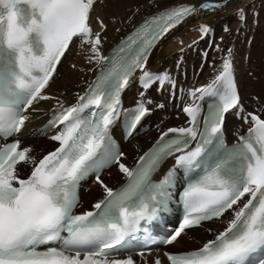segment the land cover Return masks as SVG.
<instances>
[{
  "label": "snow or ice",
  "instance_id": "1",
  "mask_svg": "<svg viewBox=\"0 0 264 264\" xmlns=\"http://www.w3.org/2000/svg\"><path fill=\"white\" fill-rule=\"evenodd\" d=\"M95 3L0 0V137L19 133L29 119L23 113L38 99L50 98L42 93L74 38L91 45L93 59L106 61L78 103L67 108L60 105L49 122L46 130L64 125L51 137L59 142V148L36 161L29 155L31 148L20 150L19 140L0 145V264H135L131 257L110 260L114 253L106 250L122 246L142 220L150 221L167 210L170 190L178 178L176 168L187 179L183 192L187 215L166 243L173 244L186 228L220 219L230 209L233 218L202 248L166 253L170 264H264V119L253 115L254 126L248 135L227 147L222 135L224 115L240 106L230 49L215 80L191 93L200 100L206 95L218 97L209 104L203 131L198 128L201 106L185 107L191 127L168 129L161 141L168 133L178 135L158 141L134 171L119 163L128 183L113 190L100 181L105 198L93 205L95 211L75 214L80 181L92 171L99 173L118 163L123 155L111 136V127L119 118L122 91L138 69L145 90L157 82L161 87L170 82L167 72L145 70L148 56L170 30L198 12L191 5L161 12L105 57L100 52L101 37L93 33L89 22ZM223 7L219 3L200 5L204 10ZM238 16L246 19L243 9ZM200 31L206 36L211 29L204 25ZM197 93L201 95L197 97ZM148 103L151 101L137 102L128 134L149 113ZM93 108L96 110L84 115L86 109ZM193 141L195 147H191ZM169 156L175 157V166L160 181H153ZM21 162L34 165L27 178L17 174ZM96 178L99 181L98 174ZM246 194L247 200L234 209ZM155 264H161L160 260Z\"/></svg>",
  "mask_w": 264,
  "mask_h": 264
},
{
  "label": "bare ground",
  "instance_id": "2",
  "mask_svg": "<svg viewBox=\"0 0 264 264\" xmlns=\"http://www.w3.org/2000/svg\"><path fill=\"white\" fill-rule=\"evenodd\" d=\"M205 1H215L216 4H223L224 7L215 10L200 9L199 4ZM250 2L251 0H96L89 22L93 33L101 37L100 52L105 57L115 43L147 16L184 3L195 5L198 9L196 14L189 16L179 26L168 32L148 57L145 70L155 74L167 72L171 78L170 82L164 83L163 88L154 84L150 89L145 90L138 86L142 76V72L138 69L124 91L123 101L127 102L126 106L135 105L142 99L151 101L147 104L149 108H154V113L148 119L151 129L124 144L126 153L118 163L103 174L102 182L105 177L112 175L114 178L112 184L115 187L121 184L126 174L120 171L119 163L125 164L130 169L137 157L161 133L179 124L185 125L191 120L184 108L195 106L197 100H194L192 95L189 97L190 94L196 89L210 85L215 80L222 70L223 61L227 58L230 47L240 107L244 114L256 112L264 118V7L257 12L255 18L251 19V26L244 30L240 28L235 35H231L229 40L220 37L224 26L239 18L240 9H243L245 14L248 12ZM243 22H247V17ZM204 25L211 29L206 36L200 31L201 26ZM225 41L230 44L229 49ZM94 56L91 45L81 43L79 38H74L58 66L53 81L42 93L50 98L38 99L28 109L26 116L29 119L25 125V132H30V136L22 138V146L32 149L30 156L36 158L45 154L39 148V144L41 145V141L46 138L50 140V142L47 141L49 146L56 144L44 136L40 126L58 112L60 105L64 108L74 106L78 103L79 97L86 94L93 78L104 63L102 60L93 59ZM70 60L72 63L70 68H67ZM182 72H186L187 76L178 75ZM173 91H176V96L172 103L171 92ZM142 92L145 93L143 97ZM179 94L182 95L179 107L170 111L171 105L174 107L178 105ZM199 94L197 93L196 96L198 97ZM161 103L166 104V109H157V105ZM163 115H167L166 118H163ZM226 126L229 131L246 127L243 120H239L234 115L228 116ZM56 132L57 130L53 131V133ZM23 165V162L19 163L18 174L26 176L34 165H31L26 173L21 174L20 167ZM90 186V193L83 192L82 208L85 200L96 201L105 192L98 183L92 182ZM115 187L110 186L112 189ZM241 205L239 203V206L234 205L233 208L238 209ZM232 211L230 209L221 219L212 220L200 228L182 234L172 250L196 248L213 239L227 227V222L233 218ZM185 244L188 247H182Z\"/></svg>",
  "mask_w": 264,
  "mask_h": 264
},
{
  "label": "rangeland",
  "instance_id": "3",
  "mask_svg": "<svg viewBox=\"0 0 264 264\" xmlns=\"http://www.w3.org/2000/svg\"><path fill=\"white\" fill-rule=\"evenodd\" d=\"M221 1V0H220ZM264 7V0H251L249 6H248V12L246 13V17H247V22H243L244 20H241L240 18H237L236 20H233V21H230L227 25L224 26V28L222 29L221 33H220V37L224 38L225 40H229L231 38V35H235L238 30L241 28V29H245V28H248L249 26H251V22L253 18L256 17L257 15V12H259V10L261 8ZM250 22V24H249ZM249 24V25H248ZM247 25V26H246ZM230 31V32H229ZM225 44H226V47L229 49L230 47V44L225 41ZM231 49V47H230ZM73 58V57H72ZM256 59H254L255 61ZM72 63V60H70V62H68L67 64V68H70V65ZM178 75L184 77V75L187 76L186 72H182V73H179ZM251 76V75H250ZM256 95V94H254ZM253 95V96H254ZM170 100V99H169ZM127 104V102H125ZM171 103V102H170ZM176 108V107H175ZM167 115H163V118H166ZM178 118V116H177ZM158 120H156L157 122ZM47 141L50 142V140H48L47 138L43 141H41V145L39 144V148L44 152L46 153L47 151L51 150L56 144H53L52 146H49V144L47 143ZM134 154V151L132 152ZM40 157H36V161L39 159ZM31 164H28V165H23L20 167V173L23 174V173H26L28 171V169L30 168ZM113 176L112 175H109L107 177H105L103 179V184L107 185L108 187L110 186H114L112 183H113ZM112 184V185H111ZM100 187L104 188L102 185H99ZM91 192V191H90ZM90 192H86V193H90ZM105 193V192H104ZM105 195V194H103ZM100 196L96 201H86L85 199V202L83 203V210H88V209H92L93 205L95 203H97L98 201H100V199L103 197ZM239 206V204L237 205ZM236 207V206H235ZM182 247H188L187 244H185L184 246Z\"/></svg>",
  "mask_w": 264,
  "mask_h": 264
}]
</instances>
